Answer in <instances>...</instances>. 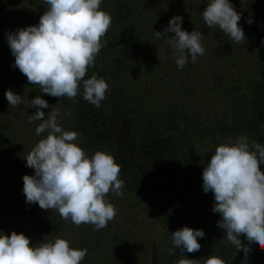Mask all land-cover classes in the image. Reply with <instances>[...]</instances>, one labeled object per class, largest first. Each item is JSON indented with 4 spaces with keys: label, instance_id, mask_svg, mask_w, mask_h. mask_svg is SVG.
<instances>
[{
    "label": "trees",
    "instance_id": "16d2710c",
    "mask_svg": "<svg viewBox=\"0 0 264 264\" xmlns=\"http://www.w3.org/2000/svg\"><path fill=\"white\" fill-rule=\"evenodd\" d=\"M230 2L241 13L239 26L246 37L241 43L232 42L218 27L209 28L205 24L202 12L207 7V0H102L100 9L110 14L111 26L101 39L103 47L95 58V64L86 73L88 78L95 74L109 85L106 99L100 107L84 100L82 89L73 101L42 91V96L35 95L40 87L29 84L27 78L21 85L25 94L33 96V99L39 95L49 105V100L62 103L64 113L71 112L70 116H65V123L64 120L58 123H64L65 131L77 132L74 143L90 155L99 151L105 143L98 138L99 131L91 125L87 116L90 114L96 121L94 124L100 127L101 120L116 122L115 117L128 110L130 126L126 131L125 146L146 151L149 157L136 162L135 158H130L129 152H122L126 153V157L121 158L115 146L111 145L114 142L111 139L108 141L110 155L121 169L122 190L133 196L129 201L131 212L129 216L121 215L120 221L124 219L125 222L123 220L119 225L108 222L107 227L100 230L91 224L76 226L70 220L62 219L55 210H43L37 203H26L24 173L20 166H12L9 168L11 172L3 159L8 155L6 150L15 147L14 140L10 142L6 138L5 114L9 113V109L0 101V174L29 219L39 243L54 242L57 237L67 239L71 247L87 249L81 264H176L181 258L199 260L197 252H181L180 249H174L175 255L156 251L157 261L151 260L156 240L147 229L158 223L169 234L182 229L181 207L174 202L178 199L174 197L176 193L184 198L185 204L193 197L192 203L200 197L206 207L208 199L215 201L213 193L204 195L202 192V173L216 147L234 142L243 133L248 138L256 137L264 145V0ZM35 6L38 14L32 17V25H38L46 11L44 0H36ZM174 16L183 18V30L203 34L204 55L198 56L195 63L188 57L183 70L177 67V54L167 43V37L175 34L168 33L160 39L155 37V31L163 32ZM249 20L252 23H248ZM3 28H0V44H6L7 55L2 54L0 70L7 71L13 55L7 40L9 32H2ZM209 40L213 43H207ZM158 54L164 59L160 61ZM154 77L159 82L150 98L151 81H157ZM18 80V76L0 77V89L9 81ZM138 85L144 87L142 92L149 93L148 102L144 97L141 100V95L133 99ZM195 95L199 98L192 103ZM129 96L133 101L128 100ZM151 99L155 101L150 103ZM41 122L22 125L37 135L35 129ZM138 164L146 167L147 172ZM260 167L263 170L264 163ZM150 177L168 182L169 189H176V193L168 188L164 194L154 192L146 185L145 189L142 188ZM182 188L185 192H179ZM165 202L170 204L166 214L163 213ZM120 203L126 209L124 202ZM173 207L178 209L171 210ZM190 217L187 219L191 221V228L207 230L205 225L200 224L201 221L194 218V213ZM13 231L21 233L12 225L5 224L1 228V232L9 236ZM197 239L205 248L203 237ZM148 243L154 248L148 247ZM251 245H248L250 251L244 253L240 264H264V260L252 252ZM236 253L237 250L235 256Z\"/></svg>",
    "mask_w": 264,
    "mask_h": 264
},
{
    "label": "clouds",
    "instance_id": "9594fccd",
    "mask_svg": "<svg viewBox=\"0 0 264 264\" xmlns=\"http://www.w3.org/2000/svg\"><path fill=\"white\" fill-rule=\"evenodd\" d=\"M101 3L102 0H44L46 11L38 25L7 33L15 57L13 67L45 94L75 101L82 89L84 100L100 107L109 85L95 74L88 78L86 73L95 64L103 47L101 39L111 26V16L100 9ZM202 18L209 28L218 27L232 42L241 43L246 39L239 26L241 13L230 0H207ZM182 23L181 16H174L163 32L155 31L156 39L175 34L167 37V43L177 54L176 64L181 70L188 57L195 63L198 56L205 53L201 43L203 34L183 30ZM158 58L164 59L159 54ZM5 97L11 107L23 104L37 109L30 115L29 123L42 121L35 129L37 136L47 132L24 157L26 166L35 170L34 175L23 177L26 203H37L43 210H55L62 219L76 226L91 224L96 230L107 227L117 215L114 205L106 199L107 194L111 191L118 197L124 195V181L119 178L121 169L115 158L103 151L89 158L74 143L78 133L65 131L59 125L60 113L55 107L46 118L43 109L48 108L49 103L39 95L29 100L9 89ZM66 115L70 116L71 112ZM261 163H264V145L249 144L246 136H240L232 143L216 147L202 173L203 190L213 193L212 210L221 216L217 226L225 230L223 240L243 249L245 254L250 247L245 246L240 237H246L248 245L254 243L264 249ZM204 236L202 229L183 227L172 233L173 248L168 252L170 255H175L174 249L198 252L201 244L197 238ZM86 255L87 249L73 248L64 238L33 245L23 233L13 231L9 236L0 232V264H81ZM202 261L203 264H225L215 255ZM200 262L181 258L176 264Z\"/></svg>",
    "mask_w": 264,
    "mask_h": 264
},
{
    "label": "rangeland",
    "instance_id": "374dc122",
    "mask_svg": "<svg viewBox=\"0 0 264 264\" xmlns=\"http://www.w3.org/2000/svg\"><path fill=\"white\" fill-rule=\"evenodd\" d=\"M36 0H0V22L4 20V22L0 23V28L4 27L2 32H10L8 29H10L12 32H15L19 28H27L28 26H32L30 24L31 20L34 18V14H38V8L35 6ZM33 17V18H32ZM3 38V37H2ZM207 43L212 44L213 41L209 40ZM6 44L2 45L0 44V67L3 65L2 60V54L7 55L6 50L4 48ZM15 63V57L13 56V60H10V63H8L7 71L5 69L0 70V77L6 79L7 77L11 76H18V81H9L4 87L0 89V101H3V105L6 106L9 109V113L5 114L6 119V138H9V141L11 142L14 140L13 144L15 149L13 150H6L8 152V155H5L3 159H5L7 165V169L13 172L11 169L12 166H20V170L24 173V175L30 173V175L35 174V170L33 168H29L26 166V160L24 157H26L29 152L34 148V146L39 142L40 139L46 137L47 132L42 133L40 136H37L34 134V132L30 131L29 128L26 126V128L22 124H28L29 123V117L30 115H34L36 110L35 108L26 107L23 104L18 105L16 107H11L9 105V102L7 101L5 97L6 91L11 89L15 94H19L21 96H24L25 98H28L29 100L33 99L31 96H28L23 91L21 85L25 82L26 76L23 75L18 68H14L13 65ZM157 79L156 77H154ZM159 79V76H158ZM153 80L151 81V92L145 94L143 91L144 87L141 85H138V89H136L133 99L135 100L139 95L144 97V100L149 101L148 94L150 98L153 97L154 91L153 89L158 84L159 80ZM36 94L41 95V89L36 91ZM42 96V95H41ZM4 98V100H2ZM199 98V95H195V97L192 100V103L196 101ZM129 101H133L131 97L128 98ZM152 100V99H151ZM155 100H152L150 103L154 102ZM50 104L48 108L43 109L45 112L46 118L47 114L51 112L52 107H55L57 111H59L60 116L58 117V122L61 120H64L65 123V116L66 113L62 111L63 104L59 102H51L49 100ZM91 110V109H88ZM264 115V111L263 114ZM129 113L128 110H125L122 114H118L115 119L116 122H108L105 123L103 120L98 118V120H101L99 123L100 127L96 126L94 124V121L90 114L87 116V120L91 123V125L96 128V131L98 132V138H100L102 141H104V146L100 148L99 151L106 152L108 154L110 153L111 148L107 145L109 144L108 141L111 139L114 143L111 144L115 146L116 150L119 152L121 158L126 157V153L122 152H129L130 158H135V161H142L144 159H147L149 157L148 154H146V151L143 150H134L132 147L125 146L126 143V131L127 127L129 128L130 123H128L129 120ZM35 122V121H34ZM33 123V122H32ZM64 123H61V127L65 130V127L63 126ZM111 126V127H110ZM117 126V127H116ZM240 136H245V134H240ZM239 136V137H240ZM248 138V136L246 135ZM250 144L252 142H258L256 137H249L248 142ZM125 146V147H124ZM7 154V153H6ZM89 158H91L94 154L86 153ZM145 164V162L143 163ZM139 166V164H138ZM147 172L146 167L139 166ZM138 169V167H137ZM145 175V174H144ZM147 175L145 176L146 179ZM182 177V176H180ZM148 183L142 185V188L150 187L151 190L154 192H160L164 194V192L167 191L168 182H164L161 180L156 181L154 177H150L148 179ZM13 179L10 177V182H12ZM146 185V187H144ZM168 190L169 187H168ZM123 197H118L111 191L107 194L106 199L114 205V207L117 210V215L115 218L109 222H116L117 225L121 224L124 219L120 221L121 215L124 217L126 215L129 216L130 214V205L129 201L133 199V196L128 195L125 193L124 190ZM202 192L204 195H208V193H205L202 189ZM169 194V193H168ZM207 197V196H205ZM120 200L119 202H117ZM124 202V206L126 209L121 207V203ZM197 203L199 201H195L194 203H187L185 206L183 204L180 206V216L182 221V228L183 227H192L191 221L187 218H191L190 214L194 213V218L201 221L205 225V236L203 237V240L205 241V248L201 245L200 251L197 252L199 260H201L200 264H203L202 259H205L211 255H215L219 258H221L225 264H232L234 257H235V251L238 250L236 247H234L230 242L224 241V237L226 235L225 230L219 228L217 226V222L221 219V216L218 213L213 212V205L214 201H209L207 207L206 205L203 206V210L199 211L202 212L203 215H199ZM166 205V204H165ZM177 205H179L177 203ZM202 205V204H201ZM209 206V207H208ZM163 213L166 214V212L169 210V206H164ZM172 209H178L177 207H173ZM171 212V211H170ZM185 218V219H184ZM4 219V222H1V220ZM188 221L189 224H188ZM125 222V220H124ZM185 223V225H183ZM12 225L16 226L18 230L21 231V233L25 234L28 238H30L33 245H36L39 243L38 236L33 233L32 226L27 218L26 215L23 214L18 201L16 200V197L12 196L11 190H9L8 185L6 183V180L2 177L0 174V232L1 228L5 225ZM151 231L152 236L155 238L156 243L154 244L155 250L152 249V252L154 255H152L151 260L153 259L157 261L158 255L156 254V251L162 250L166 254L168 253V249H170V246H172V234L167 233L168 230L161 228V224H154L152 226H149L147 231ZM157 244V245H156ZM161 244V245H160ZM148 247H152L151 244H146ZM248 246V243H247ZM154 248V247H152ZM251 250L256 256L260 259L264 260V249H261L258 245L252 244ZM245 253V252H244ZM155 261V262H156Z\"/></svg>",
    "mask_w": 264,
    "mask_h": 264
},
{
    "label": "flooded vegetation",
    "instance_id": "af4514ba",
    "mask_svg": "<svg viewBox=\"0 0 264 264\" xmlns=\"http://www.w3.org/2000/svg\"><path fill=\"white\" fill-rule=\"evenodd\" d=\"M168 187H169V186H168ZM168 187H167V188H168ZM175 190H176V189L171 188L169 191H170V192H174V193H176ZM179 192H185V191H184V189L182 188L181 191H179ZM167 196H169V194H168ZM174 197H178V199H177L176 201H174V202H175L176 204L178 203V204H179V205H178L179 207H180L182 204H183V206H185L184 198L180 197L178 193H176V194L174 195ZM194 198H195V197H193L192 199L188 200L187 203H192V200H193ZM197 199H198V201H199L198 206H197V207H198V210L201 209V211H202V210H203V206H205V203H203V202L201 201V198H200V197H197ZM187 203H186V204H187ZM165 204L168 205V206H170V204L167 203V202H165ZM201 204H202V205H201ZM184 219H185V218H184Z\"/></svg>",
    "mask_w": 264,
    "mask_h": 264
},
{
    "label": "water",
    "instance_id": "95a60500",
    "mask_svg": "<svg viewBox=\"0 0 264 264\" xmlns=\"http://www.w3.org/2000/svg\"><path fill=\"white\" fill-rule=\"evenodd\" d=\"M262 171H264V168H263ZM241 240H242L243 244L245 246H247V243H248L247 238L246 237H241ZM243 255H244V250L243 249H240V250L238 249L232 264H240Z\"/></svg>",
    "mask_w": 264,
    "mask_h": 264
}]
</instances>
